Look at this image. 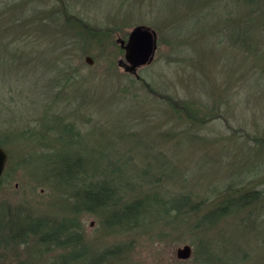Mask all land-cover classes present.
Instances as JSON below:
<instances>
[{"label": "rangeland", "instance_id": "obj_1", "mask_svg": "<svg viewBox=\"0 0 264 264\" xmlns=\"http://www.w3.org/2000/svg\"><path fill=\"white\" fill-rule=\"evenodd\" d=\"M260 1L0 0V264H264ZM58 8L62 23L73 16L95 33L66 27L62 40L52 29L65 26L51 17L28 37L33 11L36 23ZM138 25L155 32L157 47L129 73L116 39ZM19 49L28 57L13 58ZM59 155L78 159L84 174L65 173ZM104 179L117 203L85 210L96 205L84 206L83 191ZM229 189L263 190L262 199L195 229ZM184 196L183 210L166 212ZM138 198L158 205L133 226L106 223ZM38 218L73 219L80 242L41 243L47 227L19 237ZM184 245L191 255L177 259Z\"/></svg>", "mask_w": 264, "mask_h": 264}, {"label": "trees", "instance_id": "obj_2", "mask_svg": "<svg viewBox=\"0 0 264 264\" xmlns=\"http://www.w3.org/2000/svg\"><path fill=\"white\" fill-rule=\"evenodd\" d=\"M244 1L246 3L255 2V0H244ZM260 7L263 13L262 15H264V1H260ZM48 13L47 14L50 17L48 15L42 16L40 21L37 20V22L34 23L33 20H36L34 18L35 15L36 14L40 15L41 13L33 11V15L31 16V21H30L31 24H29L30 28L25 29V31L26 30L30 31V34L28 37L32 38L33 41L37 40L36 35L34 36V34H36L38 30H35V28L42 27V29L40 30V32H42L45 23L48 21L51 23L52 21L51 17L54 18V20H57L58 23H61L62 26L63 25L65 26V29L63 28H60L59 30H56L54 28L52 29L53 31H55V34L60 35V37H63L62 40L66 39L63 36V31L67 30V28L70 29L73 34H78L79 37L81 36L82 38L86 37V39L89 36V34L91 36L93 33H95V31L89 28H86L82 25H79L80 21H78V19L73 16H68V17L66 16L67 17V18L65 17L66 22L63 21L62 23L60 16L67 15L66 11H64L62 8H58L57 10H53ZM50 13L52 14V16ZM17 23H19V21H17ZM21 23L22 22H20L19 24ZM11 53H12L13 58L19 59V60L21 58L23 59V56L28 57L27 55H25L26 52L22 54L20 49L12 51ZM183 112L189 116L191 114L190 109L187 106L184 107ZM64 130L65 131L69 130L68 125L64 127ZM79 162L80 161L78 159L70 158L64 155L60 156V164L65 170V173L67 174L74 173L73 175L75 176L78 170L82 172V174H84V171H82V169H80L79 167ZM108 183L109 182L104 179L102 182H98L96 184L91 183L88 185L85 191L82 190L84 194L82 195L81 200L84 201V204L87 205V206L86 205L84 206L90 207L91 203L96 205L95 209L85 208V210H88V211L104 210L109 205L112 206L113 204L117 203V200L114 197V189L112 188V186L110 187ZM112 190H113V193H112L113 197L110 195ZM227 191H228L227 192L228 194L225 196V199L223 200L224 202H222L221 205L215 207L213 210L209 211L208 213L202 215L199 218L198 222L196 223L195 229L203 228L207 226H214L217 223V221H219L222 217H225L230 214L236 215L237 213L244 210L245 208H248L251 205L259 203L262 199V194H263V190H257V189L239 193L237 196H235V192L233 189L232 190L229 189ZM178 199L183 200L184 203L179 204V205H174L171 207L169 206V208H166V212L170 213L173 211V212L178 213L179 211L183 210L185 206L188 205V199L185 196L180 197ZM168 202L169 201H164L160 203V205L163 206L167 204ZM156 203H157V199L154 202L150 203L149 201L142 199V198L134 199L130 202H125L119 209H116L112 212L113 214V215L111 214L112 218L110 220L106 219V223H111V225L122 224V225H127L128 227L133 226L134 224H136V222H138L139 217L143 213H146L149 211L148 209L149 205L150 204L158 205ZM74 224L75 222L73 219H67V221L62 224L58 223L57 221L47 220L45 218L33 219L28 224L29 225L28 228L26 227L23 230V232H21L19 237H22L24 234H28V233L30 234L33 233L34 235V234L43 232V227L44 228L47 227V228H53V231L51 233H45L42 235H38V239L41 243L49 244L53 242V243H56V245L58 246H68L69 244L74 246L75 244H77V242L78 243L80 242V239L78 238L79 236L72 234V233L70 234L69 229L70 227L74 226ZM202 259H205V261H207V257L202 258Z\"/></svg>", "mask_w": 264, "mask_h": 264}, {"label": "water", "instance_id": "obj_3", "mask_svg": "<svg viewBox=\"0 0 264 264\" xmlns=\"http://www.w3.org/2000/svg\"><path fill=\"white\" fill-rule=\"evenodd\" d=\"M116 42L124 50L123 58L117 64L125 72L134 73L135 70L152 61L157 47L155 32L148 26L138 25L131 29L127 41L117 38ZM85 61L92 64V59L86 57ZM8 155L0 146V178L7 163ZM191 255V248L188 245L179 247L175 251L177 259L185 260Z\"/></svg>", "mask_w": 264, "mask_h": 264}, {"label": "flooded vegetation", "instance_id": "obj_4", "mask_svg": "<svg viewBox=\"0 0 264 264\" xmlns=\"http://www.w3.org/2000/svg\"><path fill=\"white\" fill-rule=\"evenodd\" d=\"M127 37H128V34H127L126 38L124 39L125 43H126V41H127ZM120 39H121V38H120ZM122 40H123V39H122ZM122 51H123V54H124V50H123V49H122ZM5 167H6V166H5ZM4 172H5V168H4V171H3V173H2V176H3Z\"/></svg>", "mask_w": 264, "mask_h": 264}]
</instances>
